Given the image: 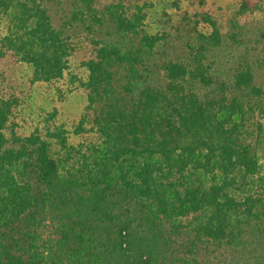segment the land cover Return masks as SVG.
Here are the masks:
<instances>
[{"label":"trees","instance_id":"trees-1","mask_svg":"<svg viewBox=\"0 0 264 264\" xmlns=\"http://www.w3.org/2000/svg\"><path fill=\"white\" fill-rule=\"evenodd\" d=\"M151 5L0 0V62L86 102L72 133L20 135L0 89V264H264L262 90L248 66L212 80L209 14L196 48L158 62Z\"/></svg>","mask_w":264,"mask_h":264},{"label":"rangeland","instance_id":"rangeland-1","mask_svg":"<svg viewBox=\"0 0 264 264\" xmlns=\"http://www.w3.org/2000/svg\"><path fill=\"white\" fill-rule=\"evenodd\" d=\"M174 1L151 0L146 12V30L162 36L157 46L158 62L185 57L190 45L196 48L198 32L211 31L200 22L204 14H209L219 29L218 44L204 56L210 77L216 83H229L237 69L248 66L264 102V0H253V10L243 12V0H189L179 6ZM77 63L73 58L71 66ZM0 64V89L12 91L20 99L19 112L13 119L18 134L29 135L44 126H62L72 133L86 103L82 90H74L75 84L68 78L57 86L31 83L25 65ZM49 113H53L52 120H48ZM258 117L261 121L262 115Z\"/></svg>","mask_w":264,"mask_h":264}]
</instances>
